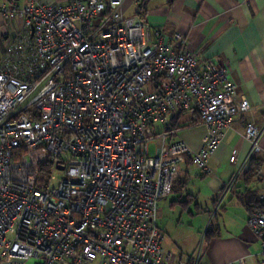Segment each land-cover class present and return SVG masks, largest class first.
Returning a JSON list of instances; mask_svg holds the SVG:
<instances>
[{"label": "built area", "instance_id": "1", "mask_svg": "<svg viewBox=\"0 0 264 264\" xmlns=\"http://www.w3.org/2000/svg\"><path fill=\"white\" fill-rule=\"evenodd\" d=\"M19 1L0 0V28L18 30L0 58V264H198L199 251L189 263L162 246L158 204L183 158L212 174L225 131L251 109L227 64L126 16L125 0ZM186 111L205 128L196 152L163 133ZM260 135L245 126L250 154ZM47 169L61 172L53 186ZM247 226L264 264V207Z\"/></svg>", "mask_w": 264, "mask_h": 264}, {"label": "crops", "instance_id": "2", "mask_svg": "<svg viewBox=\"0 0 264 264\" xmlns=\"http://www.w3.org/2000/svg\"><path fill=\"white\" fill-rule=\"evenodd\" d=\"M122 10L133 16L136 6L125 0ZM143 17L151 30L161 29L168 37L182 34L197 59L227 64L236 96L251 105L225 131L209 160L211 175L195 169L188 158L181 161L169 194L158 204L156 224L163 236L162 246L175 260L189 263L199 251L198 264H260L259 242L247 226L246 203L264 193V0H150ZM17 31L12 21L0 28V58ZM174 116L180 128L166 141L181 139L191 151H198L205 128L195 112ZM249 123L261 131L259 152L254 154L243 137ZM162 129L158 125L156 134ZM151 143L156 148L159 139L155 137ZM233 155L234 161L229 162ZM254 155L262 166L257 177L246 180ZM65 264L74 263L67 260Z\"/></svg>", "mask_w": 264, "mask_h": 264}, {"label": "trees", "instance_id": "3", "mask_svg": "<svg viewBox=\"0 0 264 264\" xmlns=\"http://www.w3.org/2000/svg\"><path fill=\"white\" fill-rule=\"evenodd\" d=\"M149 1L150 0H139V2L136 5L135 16H137L141 20H144L143 16H144V14L146 12L147 5H148ZM168 1H170V0H168ZM177 122H178L177 116H172L169 119L168 128H166L163 133H165L166 136H168V137L173 136L176 133V131L180 128ZM261 166H262V160H260L256 155L252 156L250 158V163H249L248 170L245 173V179L246 180H251L254 177H257L258 174H259ZM44 168H45L44 170H46V167H44ZM257 197H256V199L246 203V207H247L249 212H250V210L252 209L253 206H257V207H260V208L264 207V204H261L260 202H258V198Z\"/></svg>", "mask_w": 264, "mask_h": 264}, {"label": "rangeland", "instance_id": "4", "mask_svg": "<svg viewBox=\"0 0 264 264\" xmlns=\"http://www.w3.org/2000/svg\"><path fill=\"white\" fill-rule=\"evenodd\" d=\"M146 90H148L149 91V87H146L145 88ZM155 143H157V142H155ZM155 143H151L150 145H149V152H150V154H153L154 153V147H155ZM50 169H47V173H44V172H42V175L44 176V177H48L47 178V184L49 185V186H53V185H55L56 184V182L58 181V179L60 178V176H61V172H59L58 170H56V169H54L52 172H51V174H50ZM26 264H34V261H30V262H28V263H26Z\"/></svg>", "mask_w": 264, "mask_h": 264}, {"label": "water", "instance_id": "5", "mask_svg": "<svg viewBox=\"0 0 264 264\" xmlns=\"http://www.w3.org/2000/svg\"><path fill=\"white\" fill-rule=\"evenodd\" d=\"M58 169H60V170H61L62 168H61V167H58Z\"/></svg>", "mask_w": 264, "mask_h": 264}]
</instances>
